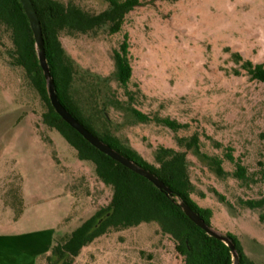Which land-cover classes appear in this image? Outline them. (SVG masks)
<instances>
[{
  "label": "rangeland",
  "instance_id": "374dc122",
  "mask_svg": "<svg viewBox=\"0 0 264 264\" xmlns=\"http://www.w3.org/2000/svg\"><path fill=\"white\" fill-rule=\"evenodd\" d=\"M60 1H72L92 14L108 7L104 0ZM139 1L142 6L126 16L118 34L102 29L62 37L75 69L72 96L96 132L107 130L148 163L156 164L162 149L185 153L192 199L213 210L212 228L235 235L251 260L264 263V209L250 211L239 202L264 193V84L251 80L243 69L246 61L264 62V0ZM126 34L133 69L127 91L117 82L113 61ZM10 48L3 32L0 219L14 220L26 207V219L39 227L63 216L54 238V244H62L109 206L112 191L97 179L92 164L80 162L66 140L43 124L46 106L25 73L11 66ZM132 108L150 121L140 122ZM157 118L188 127L174 132L156 123ZM194 136L198 146L189 150ZM227 154L247 169L250 186L233 177L236 164ZM49 157L64 176L68 203V196L51 198ZM214 158L223 161L222 177L215 172ZM74 264H184V258L156 224H144L110 230L83 249Z\"/></svg>",
  "mask_w": 264,
  "mask_h": 264
},
{
  "label": "trees",
  "instance_id": "16d2710c",
  "mask_svg": "<svg viewBox=\"0 0 264 264\" xmlns=\"http://www.w3.org/2000/svg\"><path fill=\"white\" fill-rule=\"evenodd\" d=\"M31 1L40 20L47 60L62 105L101 141L163 181L173 191L175 197L189 205L209 227H212L213 210L200 207L192 199L194 187L189 178L185 153L162 149L156 164L148 163L107 130L102 134L96 132L90 121L84 117L71 93L75 69L65 53L62 37L77 38L96 34L102 29H107L110 35L118 34L122 30L126 16L142 6L141 2L104 0L108 5L107 9L99 14H92L72 1L68 3L60 0ZM3 32L8 34L11 43L8 51L11 66L25 73L32 88L46 106V111L42 115L43 124L66 140L76 151V157L80 162L92 164L97 179L112 191V199L108 207L97 211L72 231L64 243L54 244L51 255L47 258V264H59L61 261L63 264H74L83 249L110 230H127L144 224H156L159 232L175 243V249L184 258V264H233L230 249L191 222L180 206L165 193L159 191L145 178L100 153L57 115L49 100L48 85L38 60L33 32L19 0H0V34ZM129 49V37L126 34L119 49L113 52L116 79L126 91L133 76ZM243 69L251 80L264 84V62L254 65L246 61ZM131 112L142 123L150 121L149 117L134 108ZM155 122L174 132L188 127L169 118H157ZM198 143V137L194 136L187 144V148L190 150L197 147ZM226 159L236 164L233 177L246 187L250 186L249 182L253 180L249 178L247 169L237 163L231 154H227ZM212 160L216 174L219 177L224 176L226 172L223 161L218 158ZM261 167L264 180V163ZM219 197L220 201L225 203V197L222 195ZM239 202L247 210H262L264 193L259 198L240 199ZM110 211H113L112 215L91 232L98 219ZM226 236L235 245L240 259L239 264H257L245 254L241 242L235 235L227 233ZM54 257H57L56 261H53Z\"/></svg>",
  "mask_w": 264,
  "mask_h": 264
},
{
  "label": "water",
  "instance_id": "95a60500",
  "mask_svg": "<svg viewBox=\"0 0 264 264\" xmlns=\"http://www.w3.org/2000/svg\"><path fill=\"white\" fill-rule=\"evenodd\" d=\"M22 4L24 12L28 18L31 30L33 32L36 49L38 52V60L40 63V67L42 69L45 80L48 85V96L52 107L54 108L57 115L72 129H74L85 141H87L92 147L97 149L100 153L108 156L115 162L121 164L123 167L132 171L133 173L145 178L150 183H152L159 191L166 194L168 198H170L174 203H176L182 209L185 216L193 222L197 227L203 230L208 236L213 237L222 243H224L231 251L233 257V264H239L240 259L239 255L236 251L235 245L233 241L227 237L226 235H221L216 232L212 227H209L205 221L200 217L198 213L193 211L189 205H187L184 201L174 196L173 191L165 185L163 181H161L158 177H156L150 171L144 169L139 166L132 160L126 158L121 155L115 149L111 148L109 145L101 141L98 137H96L93 133H91L82 123H80L60 102L59 97L57 95V91L55 88L54 80L51 74V69L47 60L43 32L40 24V20L35 10L33 3L31 0H19ZM113 211L108 212L103 217L98 219L92 231H95L100 225L107 220ZM57 257L53 258V261H56ZM59 264H63L61 261Z\"/></svg>",
  "mask_w": 264,
  "mask_h": 264
},
{
  "label": "crops",
  "instance_id": "0c3cea01",
  "mask_svg": "<svg viewBox=\"0 0 264 264\" xmlns=\"http://www.w3.org/2000/svg\"><path fill=\"white\" fill-rule=\"evenodd\" d=\"M49 158L51 160L49 174L52 181L48 183L47 188L53 193L51 198L60 199L68 196V203L71 196L66 191L64 176L59 174L53 159ZM28 199V195L24 192L25 205ZM68 209L69 207L65 211L67 212ZM27 210L26 207L21 216L14 220H11L10 215L7 220L0 219V264H47V258L54 247L57 226L63 216L56 223L45 221L39 227L37 223L26 219Z\"/></svg>",
  "mask_w": 264,
  "mask_h": 264
}]
</instances>
